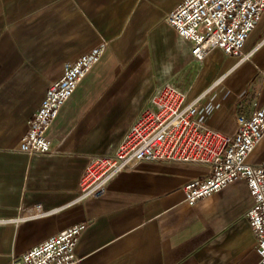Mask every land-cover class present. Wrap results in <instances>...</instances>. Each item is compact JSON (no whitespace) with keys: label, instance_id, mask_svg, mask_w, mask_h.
Returning <instances> with one entry per match:
<instances>
[{"label":"crops","instance_id":"1","mask_svg":"<svg viewBox=\"0 0 264 264\" xmlns=\"http://www.w3.org/2000/svg\"><path fill=\"white\" fill-rule=\"evenodd\" d=\"M183 0H0V264L69 226L87 222L80 264H256L246 217L250 190L237 180L186 203L184 186L209 166L142 162L99 198L80 200L92 156L113 154L155 90L165 82L200 101L199 117L227 134L239 114L264 100V15L246 42L251 60L221 50L203 64L167 15ZM106 43L102 60L64 106L48 137L52 151L17 144L66 62ZM264 164V139L249 157ZM41 214L34 213L36 205Z\"/></svg>","mask_w":264,"mask_h":264},{"label":"built area","instance_id":"2","mask_svg":"<svg viewBox=\"0 0 264 264\" xmlns=\"http://www.w3.org/2000/svg\"><path fill=\"white\" fill-rule=\"evenodd\" d=\"M264 15V0H183L167 17L177 35L192 44L191 59L203 64L216 50L238 59L251 60L246 42ZM107 44L102 43L74 62H66L63 75L51 83L42 105L29 122L17 150L34 154L52 151L48 137L64 106L81 82L100 63ZM264 89V68L259 70ZM187 91L171 82L151 95L113 154L95 155L80 181L81 198L103 196L121 173L142 162L206 165V178L187 182L186 203L194 206L237 180L247 184L253 205L246 214L256 236V250L264 264V164L253 165L249 157L264 139V100L249 114H239L237 129L227 134L206 125L199 117L200 101L187 103ZM38 204L34 213L41 214ZM83 222L69 226L16 257L12 264H80L76 250L87 229Z\"/></svg>","mask_w":264,"mask_h":264},{"label":"rangeland","instance_id":"3","mask_svg":"<svg viewBox=\"0 0 264 264\" xmlns=\"http://www.w3.org/2000/svg\"><path fill=\"white\" fill-rule=\"evenodd\" d=\"M191 58V57H190ZM191 61H193L192 59H191ZM194 62V61H193ZM196 63V62H195ZM167 82H171L172 84H174L173 83V81L172 80H169V81H167ZM166 83V82H165ZM175 85V84H174ZM176 86V85H175ZM182 90H184V89H182ZM185 91H187V90H185Z\"/></svg>","mask_w":264,"mask_h":264}]
</instances>
